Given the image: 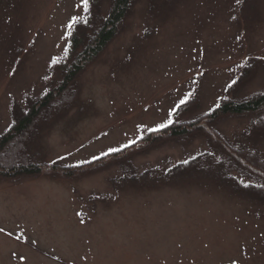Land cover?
<instances>
[{
  "label": "rangeland",
  "instance_id": "1",
  "mask_svg": "<svg viewBox=\"0 0 264 264\" xmlns=\"http://www.w3.org/2000/svg\"><path fill=\"white\" fill-rule=\"evenodd\" d=\"M86 12L81 0H0V136L58 83ZM73 84L27 148L24 136L0 155L1 167L33 158L41 169L0 172V264H264V203L202 171L163 175L221 135L264 158L253 116H219L183 140L151 130L264 91V0H171L157 12L133 0Z\"/></svg>",
  "mask_w": 264,
  "mask_h": 264
},
{
  "label": "trees",
  "instance_id": "2",
  "mask_svg": "<svg viewBox=\"0 0 264 264\" xmlns=\"http://www.w3.org/2000/svg\"><path fill=\"white\" fill-rule=\"evenodd\" d=\"M147 2L148 8L157 12L167 8V4L171 0H147ZM105 3H107V7L103 10L102 5H106ZM132 5L133 0H89L84 19L76 23L74 28L77 30L72 31L64 56L56 63V68L61 70L58 83L55 86L52 84L51 88L43 95L32 101L31 106L25 112L14 118L12 125L0 136V155L6 151L11 141L16 139L20 141L24 136L27 137L22 139L24 140L23 146L27 148L29 146L27 138L31 139L29 129L38 122L45 123L59 116L56 115V111L66 104L63 99L64 94L75 89L73 84L75 76L85 63L97 57L113 40L130 13ZM64 111V109H60V114ZM229 115H252L249 132L253 134V137H264V91H259L244 99H226L219 103L212 112L188 121H174L159 130L157 134L164 136L163 138L171 137L183 140L191 136L193 130H196L195 128L201 131L211 129L213 121L217 117ZM210 132L212 131L210 130ZM207 134L208 137L209 134ZM217 142H215L217 147L214 149L200 152L198 157L190 158L191 165L183 166L179 170L174 167L172 168L174 172H171L172 169H170L163 175L178 178L202 171L206 177L215 179L216 183L220 182L229 186L236 193L238 191V195H244L249 199L264 203V158L260 152L242 140L230 144L222 135ZM251 158H255L254 161ZM29 159L27 163L21 161L18 163L17 161V165L12 164L7 167L0 165V172L15 178L35 177L40 174L41 169L38 167V162H35L33 158ZM187 168L191 171L189 172ZM56 170L57 168L54 169V171ZM153 172L150 175L151 178ZM186 172L189 173L184 174ZM247 176L248 179L245 178ZM244 178L245 181H243Z\"/></svg>",
  "mask_w": 264,
  "mask_h": 264
},
{
  "label": "snow or ice",
  "instance_id": "3",
  "mask_svg": "<svg viewBox=\"0 0 264 264\" xmlns=\"http://www.w3.org/2000/svg\"><path fill=\"white\" fill-rule=\"evenodd\" d=\"M88 3H89V0H81V6L84 8V9H87V6H88ZM76 23L75 20L72 21V24ZM72 24H69L68 27H71ZM237 83V81H232V84L229 85V88H231L233 85H235ZM186 103V100H181L180 101V104H184ZM177 107H179V105H177ZM169 123H171V121H169ZM164 127H167L166 124H161L158 128L156 129H151L152 131H159L161 128H164ZM129 145H125V147H128ZM116 151H120V149H110L109 152H116ZM109 153H105V155H108ZM94 159H98V157L94 158Z\"/></svg>",
  "mask_w": 264,
  "mask_h": 264
}]
</instances>
